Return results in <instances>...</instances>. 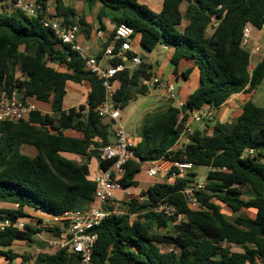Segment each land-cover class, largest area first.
<instances>
[{"label": "trees", "instance_id": "16d2710c", "mask_svg": "<svg viewBox=\"0 0 264 264\" xmlns=\"http://www.w3.org/2000/svg\"><path fill=\"white\" fill-rule=\"evenodd\" d=\"M17 1L12 0L11 10L0 6V95L30 98L49 105L50 113L38 109L27 121L0 123V214L13 222L33 220L31 214L54 218L86 208L94 199L95 183L86 165L64 155L89 157L114 140L110 124L97 113L105 99L102 82L43 22L76 25L86 39L91 26L62 0H52V15L47 14L49 0H35L40 8L36 17H27L16 7ZM142 1L86 0L90 7L101 4L97 20L102 29L104 18L114 26L104 49L115 29L125 25L145 52L158 46L171 52L173 75L182 60H189L199 76L196 89L181 107L169 101L163 110L144 116L139 141L134 143L136 159L125 164L120 184L124 189L136 188L135 178L143 164L158 160L185 161L208 172L203 189L195 192L197 206L186 204L182 194L195 182V173L173 179L165 176L125 201L110 198L105 204L110 214L93 230L97 240L92 264L264 262V107L251 100L264 81V57L251 69L250 52L242 45L246 24L264 28V0H163L159 12ZM133 56L129 50L127 57ZM110 63L126 62L112 58ZM148 67L142 61L113 79L112 100L120 111L149 93L151 85H143L141 78ZM192 68L181 72L184 80ZM68 84L88 88L85 105L64 109ZM238 93L245 94L246 100L233 120L215 121L212 127L205 123L203 129L193 130L182 152L171 151L192 112L206 106L217 110ZM24 146L34 147L37 154H23ZM246 150L254 156L245 157ZM99 164L102 169L109 165L100 160ZM213 200L225 206L232 219ZM168 208L171 213H166ZM249 210L253 216L245 214ZM45 231L55 236L60 233L58 228ZM41 232L29 224L23 230L0 232V257L18 258L9 250L13 244L31 246ZM19 258L24 264L28 256ZM35 264H80V260L76 253L45 247Z\"/></svg>", "mask_w": 264, "mask_h": 264}, {"label": "built area", "instance_id": "2783aa9c", "mask_svg": "<svg viewBox=\"0 0 264 264\" xmlns=\"http://www.w3.org/2000/svg\"><path fill=\"white\" fill-rule=\"evenodd\" d=\"M16 7L19 8L27 17H36L39 12V6L35 0H18ZM44 27L50 28L56 38L65 45H70L72 50L84 60L85 69L95 75L102 82L105 91V99L98 107V116L105 122L109 123L114 134L113 143L100 149L99 160L108 162L106 169H98L93 176L95 183V192L93 201L83 210L65 212L59 216L61 225L59 226V235H53L50 242L46 244L49 250H64L66 253H76L79 256L80 264H92V249L97 240V235L93 230L99 226L104 219L110 214L105 209V204L112 198L116 191H125L120 182L124 174V166L130 160H135L134 142L129 138L123 126L120 123L121 111L116 108L113 97V79L118 73L126 69H135L140 66L142 59L135 55L127 57L130 50V41L132 39V29L125 25H120L115 29L113 43L105 50V55L109 60L112 58L122 59L125 64L110 65L102 68L94 57H90L84 47L78 46L76 40L79 34L78 26H64L56 21L43 22ZM253 27L246 24L243 30L242 45L251 46L250 54L258 52L259 48L251 43ZM118 44V48L115 46ZM166 49L165 47H163ZM143 81V80H142ZM151 86L160 87L164 97L172 102L175 106L181 107L182 102L178 100L175 86L172 83H161L158 78H151L148 82ZM143 81V85L148 84ZM36 103L30 98L18 99L8 98L5 93L0 95V123L12 121H27L32 112L37 111ZM215 110L206 106L191 113L187 122L182 125L179 137L172 147V152H182L189 143V137L193 134L194 124L212 125L215 123ZM252 150L244 152L245 157H253ZM146 175L149 178L160 177L161 175L169 176L170 179L184 177L193 173V165L185 161L158 160L146 162ZM204 183L194 182L182 192L186 204L197 206L198 200L195 192L203 189ZM128 194V192H127ZM142 200V199H140ZM172 209H166V213H171ZM25 223L20 220L12 221L4 214H0V232L8 228L23 230ZM256 264L264 262L256 260Z\"/></svg>", "mask_w": 264, "mask_h": 264}, {"label": "crops", "instance_id": "0c3cea01", "mask_svg": "<svg viewBox=\"0 0 264 264\" xmlns=\"http://www.w3.org/2000/svg\"><path fill=\"white\" fill-rule=\"evenodd\" d=\"M25 2L27 0H24ZM64 5L71 7L72 9H74V11L76 12V14H78L79 16H82L86 23L89 24L91 26V34L89 36L88 39H86L84 37V35L82 33L78 34L77 40H76V44L78 46L84 47L88 53V55L90 57H94L99 65L102 68H106L108 66L111 65L110 60L108 59V57L104 54L105 53V49H104V45L109 41L111 35H113V31H114V26L109 22V20L107 18L102 19V25H103V29L101 28V24L99 23V21L97 20V15L101 10V4L99 2L95 3L93 6H89L86 3V0H75L74 2H71L70 0H62ZM144 1H147L148 4L144 3ZM156 2L157 6L155 8L150 7L149 6V2L153 3ZM12 2V0H4V4H10ZM162 2L163 0H143L142 3L146 4L151 10L155 11V12H159L162 6ZM13 7V5H12ZM47 14L48 15H52L53 14V3L52 0H49L48 3V7H47ZM183 24V23H182ZM185 26L181 25V28H183ZM257 30L258 33L255 35H251V43L254 44V46L256 47H260L258 42L259 39L261 37H264V28L262 29H254L253 31ZM113 43V39L111 41V43L109 45H111ZM130 45V51L132 53H134V55L139 56L142 61L144 62V59L141 55V53H146V54H151L148 52H145L140 44H139V39L138 37H133L129 43ZM262 46H264V43H262ZM251 47V46H250ZM160 50L164 53V58H163V62L161 64H158V62H154L155 64V70H153L152 65L149 64L150 68V72L152 74L151 78H158L160 79L161 83H172L174 84V86L177 84V82L179 81V79H181L186 85L184 88L182 89H178V91H176L177 95H178V100L182 103H184L186 101V99L188 98V96L196 89L197 84H198V70L195 68H192V62L189 60H182L179 64L178 67V71H177V75H173L172 74V66L169 63V59L171 56V52L168 51L167 49H164L163 47H160ZM101 53L100 56H98ZM262 57H264V51L260 52V48L258 50V52L254 53V54H250V68L253 69L254 66L262 59ZM165 62H167L170 66V73L165 75L166 73V68L164 67ZM148 65V64H147ZM164 67V68H163ZM192 68V71L189 75V79L188 80H184L181 77V72L186 70V69H190ZM165 79V82H163V80ZM67 86H73V87H80L82 88V93L85 95V101H86V96L88 93V88L86 86H77V85H71L68 84ZM66 86V88H67ZM73 87H71L72 89H74ZM152 88L154 86H151ZM156 88H160L158 86H156ZM155 89V88H154ZM176 89V88H175ZM161 91V90H160ZM161 96L164 97L162 91H161ZM166 99V101L169 103V101L167 100L166 97H164ZM66 100V96L65 99ZM68 101H70V98H67ZM246 100V96L243 93H238L235 94L233 96H231L220 108H218L217 110H215V117L217 122L219 123H226V122H230L231 120H233L241 111V106L243 104V102ZM252 102L254 104H256L259 107H264V81H262L261 85L259 86V88L256 90V92L253 94L252 96ZM85 101L84 103H80L78 104L80 105H85ZM71 102V101H70ZM49 106V105H48ZM79 106L75 107V106H66L64 104V109H70V108H78ZM40 111L44 112V113H50V107L47 110H41L40 108H38ZM195 126L193 127V129H203L204 125L203 124H194ZM214 124L210 125V127H212ZM68 136H73V137H80V135L72 133V132H66L65 133ZM129 138L134 142L137 143L139 141V137L138 134L136 136H130L128 135ZM21 152L29 157H34L37 154V151L34 147L32 146H24L21 148ZM66 158L72 160L73 162L77 163L78 165H86L87 169H88V177L89 179H93L94 174L97 172V170L99 169V158H97L95 155H90L89 157L87 156H76V155H64ZM146 165L143 164L142 167V171H141V176L138 179L135 178V180L138 182V186L136 188H130V189H125V191H116L113 193L112 197L115 198L116 200H122L123 196L127 194H130V191H135V194H138L141 191H145L148 187L152 186L153 184H155L151 178L147 177L146 172ZM161 178L165 177L164 175L160 176ZM137 195V196H138ZM31 216H33V220H20L25 224H29V225H35L37 227L40 228V230L42 231L41 233L37 234L34 238L35 242L33 245H27L26 243L23 242H18L13 244V246L9 249L13 254L17 255V256H23L26 255L28 256V259L26 260V262L24 264H35V258L36 256L39 254V252L44 249L46 247V244L48 242L51 241L53 234L46 232V229H52V228H59V226L61 225V222L59 220L58 217H47V216H43L40 214H31ZM40 219L41 223L39 224L37 222V220ZM42 233H44L45 235H42ZM45 245L42 248V245ZM6 251V250H4ZM16 258L13 261H9L4 257H0V264H22V260L21 258Z\"/></svg>", "mask_w": 264, "mask_h": 264}, {"label": "rangeland", "instance_id": "374dc122", "mask_svg": "<svg viewBox=\"0 0 264 264\" xmlns=\"http://www.w3.org/2000/svg\"><path fill=\"white\" fill-rule=\"evenodd\" d=\"M71 2H74L75 0H70ZM144 3L148 4L147 1H144ZM157 3L154 1L153 3L149 2V6L155 8L157 5ZM0 6H3L2 9L6 8L8 10H11L12 7V2L10 4H4V0H0ZM185 6H182V11H184ZM185 22H183L182 25H184ZM258 31L254 30L252 32V35L257 34ZM262 43H264V37H261L259 39V48H260V52L264 51V46H262ZM248 51H250L251 47L250 46H246L245 47ZM143 59H144V63L146 64H151L153 70H155V64L154 62H158V64H161L163 62V58H164V53L160 50V46H158L151 54H146V53H141ZM164 67L166 68V73L165 75L169 74L170 72V66L167 62H165ZM163 67V68H164ZM163 82H165V79L163 80ZM185 83L179 79V81L177 82V84L175 85V90L178 91V89H182L185 87ZM71 87L73 86H67L66 88V100H64V104L66 106H79L78 104H82L85 101V95L82 93V88L80 87H73L74 89H72ZM161 89L160 88H152L150 86V90L149 93L146 96H138L134 101H131L123 110H121V117H120V123L123 126L125 132L130 135V136H136L138 134L140 125L142 123V120L144 118V116L147 113L150 112H154L157 110H163L166 105L168 104V102L166 101V99L164 97L161 96ZM67 98H70V101L67 100ZM36 106L37 108H40L41 110H47L49 109V106L43 103H38L36 102ZM195 125H192V127H194ZM192 172L195 173L196 177L194 179L195 182H202L205 183L206 180V175L208 172V169L205 167H193ZM141 174H138L136 176V179L139 180ZM161 177H154L151 178L152 181L158 182L160 180ZM138 194H135V191H130V194H126L123 196L122 201H125L131 197H136ZM213 202L215 204H217L220 209L221 212L223 214H225L228 219H232V213L223 205H221L220 203H218L217 201L213 200ZM117 211H119L118 208H116ZM245 214H247L248 216H253V212L252 211H246ZM42 235H45L44 233H42ZM35 238V237H34Z\"/></svg>", "mask_w": 264, "mask_h": 264}, {"label": "water", "instance_id": "95a60500", "mask_svg": "<svg viewBox=\"0 0 264 264\" xmlns=\"http://www.w3.org/2000/svg\"><path fill=\"white\" fill-rule=\"evenodd\" d=\"M215 25H217V24H215ZM151 77H152V74H151V72H150V68H148L143 74H142V80L143 81H145V82H150V79H151ZM78 109V108H77ZM100 154V150H94L93 152H92V155H99ZM99 168L100 169H102L101 168V165H99ZM45 245L43 244L42 245V248L44 247Z\"/></svg>", "mask_w": 264, "mask_h": 264}]
</instances>
